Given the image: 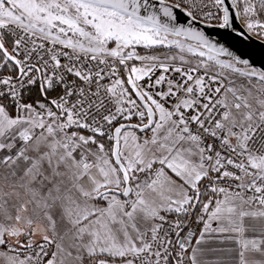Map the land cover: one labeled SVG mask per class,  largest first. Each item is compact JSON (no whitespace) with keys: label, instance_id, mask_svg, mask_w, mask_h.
Returning a JSON list of instances; mask_svg holds the SVG:
<instances>
[{"label":"snow or ice","instance_id":"1","mask_svg":"<svg viewBox=\"0 0 264 264\" xmlns=\"http://www.w3.org/2000/svg\"><path fill=\"white\" fill-rule=\"evenodd\" d=\"M0 264H264V0H0Z\"/></svg>","mask_w":264,"mask_h":264},{"label":"water","instance_id":"2","mask_svg":"<svg viewBox=\"0 0 264 264\" xmlns=\"http://www.w3.org/2000/svg\"><path fill=\"white\" fill-rule=\"evenodd\" d=\"M198 27H200V28H205L206 26L205 25H203V24H199V25H197ZM206 31L211 35V38L213 39V40H217V39H221V36H218L217 35V33L219 32V33H223L224 32V30H220V29H214V28H206ZM223 42V41H222ZM254 46V45H253Z\"/></svg>","mask_w":264,"mask_h":264}]
</instances>
